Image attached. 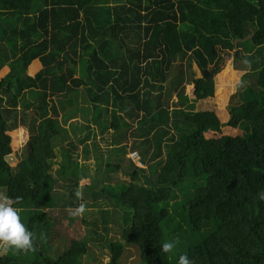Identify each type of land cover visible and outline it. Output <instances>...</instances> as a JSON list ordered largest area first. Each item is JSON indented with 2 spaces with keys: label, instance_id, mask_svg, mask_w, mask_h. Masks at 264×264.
I'll list each match as a JSON object with an SVG mask.
<instances>
[{
  "label": "trees",
  "instance_id": "obj_1",
  "mask_svg": "<svg viewBox=\"0 0 264 264\" xmlns=\"http://www.w3.org/2000/svg\"><path fill=\"white\" fill-rule=\"evenodd\" d=\"M247 38L254 50L243 55L234 42ZM227 52L242 76L218 113L208 102ZM0 57L12 61L0 77V194L35 237L31 250L7 246L0 264H83L89 253L90 234L57 241L43 209L55 204L58 118L79 115L72 127L85 132L77 138L85 157L97 131L109 133L120 163L107 159L106 168L131 179L111 177L116 185L95 194L118 225L117 239L92 233L109 264H123L127 247L135 264H177L180 255L193 264H264V0H0ZM1 58L0 72L9 66ZM19 104L32 117L17 120ZM20 125L28 139L12 167L9 133ZM60 153L58 172L76 201L89 178L67 149ZM125 153L146 169L132 158L124 168ZM166 241H175L168 254Z\"/></svg>",
  "mask_w": 264,
  "mask_h": 264
},
{
  "label": "rangeland",
  "instance_id": "obj_2",
  "mask_svg": "<svg viewBox=\"0 0 264 264\" xmlns=\"http://www.w3.org/2000/svg\"><path fill=\"white\" fill-rule=\"evenodd\" d=\"M234 44L236 45L237 50L242 51L243 55H248L254 50V45H251L248 38L243 41H235ZM227 54L229 57H224L223 69L216 78V90L214 97L208 102L211 103L215 111H218V113H222V111L225 109L230 96L236 92V87L242 76V73H239L240 71L235 70L233 67V52H227ZM1 60L5 62L2 58ZM5 64L8 63L5 62ZM11 64L12 61L8 64V68L4 67L1 70L0 77L9 73ZM31 68L32 69L30 71V74L34 75L40 69V64L38 62H35ZM193 70L195 71L196 76L199 77L200 73L196 66L193 67ZM78 75L79 72H77L76 76ZM192 90L193 86H187L186 92L188 94L189 100L191 99ZM80 95L83 96L84 94L79 93V95L76 96V99L80 100ZM25 97L26 98L24 99V102L31 103L33 101V98L30 99L29 96ZM172 102H177L175 96L173 97ZM194 106L197 108V104H195L193 101H190L187 104L188 109H193ZM16 109L17 112L15 113H18L17 120H20V122L21 120H23L25 115H27L28 119L32 117V108L26 110L23 104H19L17 105ZM23 109H25L24 112L22 111ZM14 115L15 114H13V116ZM13 120V117L9 118L10 122ZM82 122V115L74 116L71 119H64L63 117L58 118L61 135L58 144H56L55 146L57 159L51 167V172L56 178L57 182L55 184L53 190L54 192L51 198L49 197V199H52L53 197L55 204H53V206H50V208H48L47 205L43 206V209H45L56 222L55 228H57L58 235L61 236L60 238H56L57 241L63 239L65 236H68L70 239L81 240L87 238V236L90 234V243H88L89 253L83 256V264H109V260L111 257L109 249L107 248L106 244L102 243L104 242L103 240H94L92 233L98 232L99 234L101 233L104 238L117 239L119 238L118 225L117 223L112 221L108 222V220H114L115 217L112 214L111 217H108L105 213L106 210H110L112 212V206L108 203V201L103 199L102 196L96 197L95 194L99 193V191H101L108 184H112L113 186L116 185L115 182L110 179L111 177H114L115 180L121 181L122 184L126 185L130 183L131 179L123 173L124 170L122 169L110 172L106 168L107 159L109 161L112 160L115 164H118L119 162V160L117 159V153H115L114 151L116 147L112 144L109 133L100 134L99 131H97L96 136L90 139L87 143L90 152L88 157H85V153L83 151L84 145L79 144L77 141L78 137L80 138L85 136V132H77V134L75 135L72 127V124H82ZM26 131V128H24L23 125H20L18 129L13 130L9 133L12 138L11 147L13 150L12 155L9 157V163L12 167L18 166L19 160L21 159V157H23L22 149L28 139ZM128 135L130 134L128 133ZM71 142L75 143L77 147L76 149L72 148V146L70 145ZM132 142L133 140H129L127 142L128 149ZM94 144L96 145V147H94ZM61 148L67 149V151L73 156V159L76 160L79 164L80 169L86 171L89 178L83 179L79 183V187L77 189L80 193V196L77 197L78 199L76 201L75 197L71 194V192L76 190V188L70 185V183L67 182V179L65 177H61L58 172L61 168L62 162L60 153ZM19 154L21 157L18 159L17 155ZM98 157H101V159H103L102 168V161L100 162V159H98ZM123 157L124 161L122 162V165L124 168L128 167L127 161L131 160V158L137 163L139 167H143L138 163V155L125 153ZM143 168L146 169V167ZM137 182L139 184L145 185V182L142 180H138ZM0 199H3L1 194ZM70 204H76V206L71 207ZM81 204L84 205V211L82 213L72 215L71 213L75 211V209ZM102 217L103 222L100 221ZM54 220H52L53 223ZM53 242L54 240L50 242L49 249H52ZM64 245L65 244L62 243L60 252L63 251ZM6 247L7 245L5 243L0 242V255L6 253ZM125 252L126 255L123 258V264H135L138 260L137 252L131 247H127ZM55 253L57 254V252Z\"/></svg>",
  "mask_w": 264,
  "mask_h": 264
},
{
  "label": "clouds",
  "instance_id": "obj_3",
  "mask_svg": "<svg viewBox=\"0 0 264 264\" xmlns=\"http://www.w3.org/2000/svg\"><path fill=\"white\" fill-rule=\"evenodd\" d=\"M79 197L80 193L77 192ZM264 200V194L260 195ZM84 211V205H79L71 214L76 215ZM35 237L21 222V218L16 208L12 206V201L8 198L0 199V242L8 247L18 250H31ZM175 241H166L161 244L160 251L168 254L173 252ZM177 264H193L187 255H180Z\"/></svg>",
  "mask_w": 264,
  "mask_h": 264
},
{
  "label": "crops",
  "instance_id": "obj_4",
  "mask_svg": "<svg viewBox=\"0 0 264 264\" xmlns=\"http://www.w3.org/2000/svg\"><path fill=\"white\" fill-rule=\"evenodd\" d=\"M32 69V68H31ZM31 71V70H30Z\"/></svg>",
  "mask_w": 264,
  "mask_h": 264
}]
</instances>
